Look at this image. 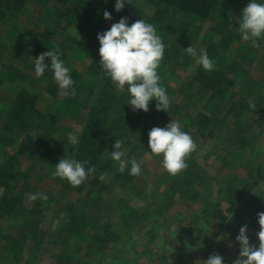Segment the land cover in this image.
Segmentation results:
<instances>
[{
    "label": "trees",
    "instance_id": "16d2710c",
    "mask_svg": "<svg viewBox=\"0 0 264 264\" xmlns=\"http://www.w3.org/2000/svg\"><path fill=\"white\" fill-rule=\"evenodd\" d=\"M114 3L0 0V264H203L213 253L232 264L240 226L258 245L264 211V40L240 37L248 0H129L119 12ZM121 16L152 24L165 45L157 71L167 111L155 100L133 111L99 66L97 33ZM56 45L75 96H64L51 72L34 74V58ZM190 45L206 50L215 70L197 64ZM171 119L197 145L174 176L147 144L149 130ZM68 133L79 137L74 149ZM116 138L143 160L141 175L118 171L109 156ZM66 152L94 166L77 187L51 175ZM47 183L56 184L53 213L48 198H29ZM180 203L194 206L187 227ZM124 239L132 260L120 256Z\"/></svg>",
    "mask_w": 264,
    "mask_h": 264
},
{
    "label": "clouds",
    "instance_id": "9594fccd",
    "mask_svg": "<svg viewBox=\"0 0 264 264\" xmlns=\"http://www.w3.org/2000/svg\"><path fill=\"white\" fill-rule=\"evenodd\" d=\"M129 0H115L114 10L119 12ZM105 19H111L109 11L103 12ZM238 30L242 40L249 41L256 46L258 41L264 40V0H248L237 19ZM79 36V35H78ZM99 43V66L105 72L110 83L116 90L126 92L127 103L132 110L149 109L150 101L155 100L156 109L168 110L170 99L166 89L160 84V75L157 69L163 59L165 45L155 27L142 18L136 19L130 24L127 16H121L110 27L97 33ZM185 52L195 58L205 71L215 70V63L209 57L206 50H197L192 45L184 47ZM45 57L49 61L45 62ZM61 57L58 45L34 58L33 69L37 78L52 73V79L64 96L76 95L74 81L70 75V69ZM249 107L255 105L249 101ZM67 144L74 149L79 144L77 134L68 133ZM123 140L115 139L110 158L118 165V171L123 173L126 169L129 175L142 174L141 164L143 160L127 156V149L122 147ZM148 151L161 157L163 169L171 176L177 175L187 167L186 157L193 152L197 145L190 133L182 130L179 121L171 119L163 127L153 126L148 132ZM87 160L81 161L74 156H65L55 163L51 175L66 179L73 187L79 186L89 175L94 172V166ZM32 200L40 198L46 200L44 193H33L29 197ZM229 219V218H228ZM231 220V219H229ZM259 231L256 233L258 245L249 242L246 234L247 225H241L235 239L239 242L238 258L232 264H264V211L257 213ZM211 235L210 228L205 232ZM203 264H227L218 253H213L203 260Z\"/></svg>",
    "mask_w": 264,
    "mask_h": 264
},
{
    "label": "rangeland",
    "instance_id": "374dc122",
    "mask_svg": "<svg viewBox=\"0 0 264 264\" xmlns=\"http://www.w3.org/2000/svg\"><path fill=\"white\" fill-rule=\"evenodd\" d=\"M74 118H76V116H74ZM144 160L148 164H150L152 162V159H149L148 156H144ZM150 168L152 169L153 165H150ZM55 189H56V184L54 186H52L51 184L47 183L46 186L42 187V193L47 195V198H48L47 201H49L52 213H53V210L56 212V210L59 207V203H55L48 193L55 194L56 193ZM180 205L181 206H179L177 209V210H179L178 211L179 213L177 215H179V219H181L179 224L182 223V226L187 227L188 226L187 222L189 221V218L185 217V216L187 214H190V215H188L189 217L193 216L192 215V207H194V206H188V204H182V203H180ZM195 207H197V206L195 205ZM175 219H176V217H175ZM175 219H174V222H175ZM166 224L169 225L170 222L168 221V222H166ZM172 226H176V225L173 224ZM160 229H162V225L156 224V227H154V232H160ZM171 236H174V234L172 233ZM171 236H169V237H171ZM124 241L125 242H121L119 245V247H120L119 250L121 252L120 256L123 255L125 260H132L134 258V252L131 249V243L128 239H124ZM192 261H194V259L190 260V262H192ZM195 264H197V263L195 262Z\"/></svg>",
    "mask_w": 264,
    "mask_h": 264
}]
</instances>
